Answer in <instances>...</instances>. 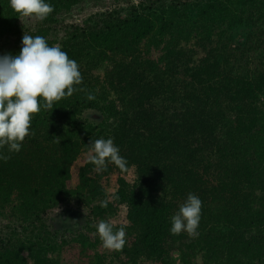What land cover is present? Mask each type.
I'll return each mask as SVG.
<instances>
[{
    "label": "trees",
    "instance_id": "16d2710c",
    "mask_svg": "<svg viewBox=\"0 0 264 264\" xmlns=\"http://www.w3.org/2000/svg\"><path fill=\"white\" fill-rule=\"evenodd\" d=\"M86 1L49 0L41 21L0 0V41L18 38L1 54L19 53L24 32L43 36L83 78L34 114L20 152L4 150L0 264H264V0H196L197 19L188 1L115 0L126 8L64 25ZM101 137L127 171L95 170L88 143ZM189 193L202 201L198 234H173ZM68 206L87 223L61 232L54 216ZM101 220L125 227L121 250L102 246Z\"/></svg>",
    "mask_w": 264,
    "mask_h": 264
},
{
    "label": "clouds",
    "instance_id": "9594fccd",
    "mask_svg": "<svg viewBox=\"0 0 264 264\" xmlns=\"http://www.w3.org/2000/svg\"><path fill=\"white\" fill-rule=\"evenodd\" d=\"M8 2L18 15L34 16L41 21L54 11L49 0ZM82 81L78 63L59 46L50 45L43 36L24 32L19 53L0 54V160L9 158L4 150L20 152L22 142L32 134L34 114L53 110L55 102L83 91L77 87ZM88 98L94 97L89 95ZM88 146V160L97 172L106 171L108 164H114L121 172L127 171L128 162L113 138L91 140ZM201 210V199L189 193L171 217V233L198 234ZM96 231L105 249L119 251L126 243L124 226L114 230L112 223L101 220Z\"/></svg>",
    "mask_w": 264,
    "mask_h": 264
},
{
    "label": "rangeland",
    "instance_id": "374dc122",
    "mask_svg": "<svg viewBox=\"0 0 264 264\" xmlns=\"http://www.w3.org/2000/svg\"><path fill=\"white\" fill-rule=\"evenodd\" d=\"M182 1H188L189 3H186L188 7L190 8L188 10L189 17L193 19H197L199 15L198 8L194 5L196 0H182ZM136 5L137 1H133ZM85 4H82L78 8H75L72 11V14H70L68 17H64L66 20L64 21V25L67 24H81L84 19L88 18L89 16H92L94 14L103 13L106 10L113 11L117 7H123L126 8V2H121L117 4L115 0H91L84 2ZM181 6V4H180ZM33 20V19H32ZM34 23L37 24L38 22L34 20ZM63 24V23H62ZM62 26L63 28L66 26ZM226 28V27H225ZM196 32V31H195ZM248 33V28L246 26L239 27V29L236 30L233 40L236 42V44L243 45L246 39ZM195 34L193 37L196 39L195 43L198 44L199 42H202L200 40V35H198V32L192 33ZM192 37V36H191ZM18 38L16 36H10L9 38L0 41V54L4 53L5 50L12 49L11 46L16 42ZM15 45V44H14ZM99 77H101L99 75ZM88 117H90V120L96 122L102 121V116L99 113L96 112H89ZM122 147V146H120ZM130 177L132 180V177ZM105 186L109 192V194H113V190L115 189V186L112 187L111 182H106ZM112 188V189H111ZM111 189V191H110ZM84 209H75L74 207H66L65 209L59 211L56 216H54L53 220V228L59 231H66V230H78L82 226H84L87 223V215L84 213Z\"/></svg>",
    "mask_w": 264,
    "mask_h": 264
}]
</instances>
